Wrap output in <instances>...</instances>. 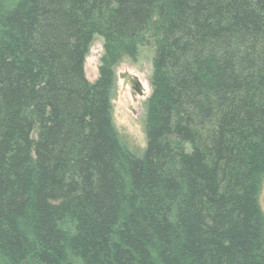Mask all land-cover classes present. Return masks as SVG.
I'll list each match as a JSON object with an SVG mask.
<instances>
[{"label":"trees","instance_id":"16d2710c","mask_svg":"<svg viewBox=\"0 0 264 264\" xmlns=\"http://www.w3.org/2000/svg\"><path fill=\"white\" fill-rule=\"evenodd\" d=\"M150 39L137 158L112 68ZM263 174L264 0H0V264H264Z\"/></svg>","mask_w":264,"mask_h":264},{"label":"rangeland","instance_id":"374dc122","mask_svg":"<svg viewBox=\"0 0 264 264\" xmlns=\"http://www.w3.org/2000/svg\"><path fill=\"white\" fill-rule=\"evenodd\" d=\"M138 48L136 57H122L112 68L113 87L110 94L111 118L121 145L137 158L146 149V112L152 93L151 78L155 48L152 40ZM103 40L94 36L84 58V77L89 83L98 78L102 58ZM35 138V134L32 135ZM258 203L264 215V174L261 180Z\"/></svg>","mask_w":264,"mask_h":264}]
</instances>
